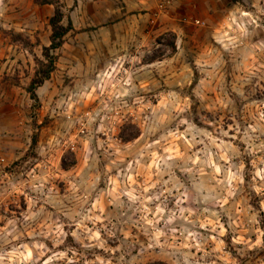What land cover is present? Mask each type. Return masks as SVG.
<instances>
[{"label":"rangeland","instance_id":"1","mask_svg":"<svg viewBox=\"0 0 264 264\" xmlns=\"http://www.w3.org/2000/svg\"><path fill=\"white\" fill-rule=\"evenodd\" d=\"M169 1L149 41L100 51L108 64L73 83L87 150L40 143L39 127L70 132L77 115L42 119L34 102L23 140L0 144V264L238 263L233 221L264 220V0ZM179 1L191 14L174 20Z\"/></svg>","mask_w":264,"mask_h":264},{"label":"crops","instance_id":"2","mask_svg":"<svg viewBox=\"0 0 264 264\" xmlns=\"http://www.w3.org/2000/svg\"><path fill=\"white\" fill-rule=\"evenodd\" d=\"M189 2L194 4L192 0ZM61 4L66 10L64 20L71 22L73 31L69 32L62 48L56 52V70L50 79L36 90L38 107L33 113L38 112L42 119L46 116L54 119L56 115L63 114L62 110L71 114L75 112L77 128L73 127V132H68V127L58 123L59 126H52L55 122H51L52 127L38 128L41 129L40 143L52 142L57 139L58 134L70 142L78 140L79 149L87 150L86 147L92 143L93 138L92 113L81 108L78 101H73L75 91L72 90V85L89 81L91 68L108 64L109 61L103 62V54L100 51H125L130 44L132 47L137 46L135 43L140 39L141 42L149 41L153 34L151 20L154 18L156 0H65L63 3L61 1ZM180 7L182 9H179ZM191 7L192 5L189 6ZM52 13L51 6L40 7L33 0H0V121L5 124L0 123V144L7 147L11 145L12 140H20L21 134H25L27 130V115L32 114L33 101L25 88L35 70L33 54L13 44L11 34H22L32 42L38 38L43 47H48L51 34L49 19ZM184 13L191 14L189 9L185 10L183 5L180 6L179 1L174 7L172 18L176 20L179 14ZM174 24L169 27L173 28L175 33L182 34L183 39L193 40V37L188 35L191 31L188 27L182 26L181 33V29H176ZM132 38H135L134 43L128 41ZM83 104L88 106L86 102ZM86 115L89 117L86 118ZM59 128H64V131L56 132ZM14 129L17 132L14 133ZM11 134H14V137ZM241 211L238 219L233 221L232 228H237L234 229L233 242L238 252L229 258L234 263L239 260L236 264H264V220L260 221L252 208H244ZM260 211L264 216L263 207Z\"/></svg>","mask_w":264,"mask_h":264},{"label":"trees","instance_id":"3","mask_svg":"<svg viewBox=\"0 0 264 264\" xmlns=\"http://www.w3.org/2000/svg\"><path fill=\"white\" fill-rule=\"evenodd\" d=\"M230 1L238 2L239 0H230ZM34 2L38 6L50 5L54 8L53 14L49 19V27L51 32L49 38L50 39L49 46L41 47V58H38L33 53L35 47L41 46V42L38 39H36L34 42H31L28 37L22 34H12L11 42L13 44L20 45L22 48L30 51L33 54L35 70L25 90L29 94L30 99L38 107L36 90L40 88L46 81H48L51 75L56 70V64L58 61V56L56 55V52L62 48L65 37L69 34V32L73 31V26L71 22H68L66 26L62 24L65 17L60 0H34ZM161 38L157 40L158 43L161 42ZM167 42H168V46H170L171 52L175 53L176 45H175L174 37L168 39ZM157 58L158 57L154 56L149 59V62L152 64L157 61H160ZM37 139H38L37 135H33L32 144H31L32 148L36 146ZM72 164H74V162ZM61 168L64 170H68V167L65 165L64 160L61 163Z\"/></svg>","mask_w":264,"mask_h":264},{"label":"built area","instance_id":"4","mask_svg":"<svg viewBox=\"0 0 264 264\" xmlns=\"http://www.w3.org/2000/svg\"><path fill=\"white\" fill-rule=\"evenodd\" d=\"M169 0H160L161 6H169L170 5ZM197 24H199V22H196Z\"/></svg>","mask_w":264,"mask_h":264}]
</instances>
